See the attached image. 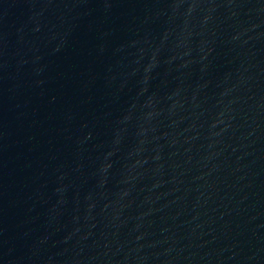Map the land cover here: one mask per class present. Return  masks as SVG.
I'll return each instance as SVG.
<instances>
[{"label": "water", "instance_id": "95a60500", "mask_svg": "<svg viewBox=\"0 0 264 264\" xmlns=\"http://www.w3.org/2000/svg\"><path fill=\"white\" fill-rule=\"evenodd\" d=\"M0 264H264V0H0Z\"/></svg>", "mask_w": 264, "mask_h": 264}]
</instances>
